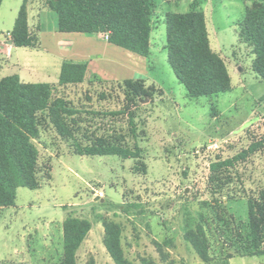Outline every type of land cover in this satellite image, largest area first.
Here are the masks:
<instances>
[{"label": "rangeland", "instance_id": "rangeland-1", "mask_svg": "<svg viewBox=\"0 0 264 264\" xmlns=\"http://www.w3.org/2000/svg\"><path fill=\"white\" fill-rule=\"evenodd\" d=\"M153 1L156 69L146 81L133 80L145 93L121 80L52 85L54 98L77 112L68 119L74 138H61L48 112L39 114L41 187L19 188L16 205L0 208V264H60L68 216L92 224L78 264H115L103 244L102 220L122 226L125 256L134 264L143 258L156 264H264V255L250 256L255 249L248 218V199L264 190V81L252 69L251 47L238 36L248 7L264 0ZM11 2L5 0L1 27ZM189 8L206 15L212 50L232 78L230 93L191 98L168 63L165 14ZM99 139L139 147L141 159L77 155V146ZM254 143L261 146L245 161L212 173V164ZM200 215L210 263L184 239L189 220Z\"/></svg>", "mask_w": 264, "mask_h": 264}, {"label": "trees", "instance_id": "trees-1", "mask_svg": "<svg viewBox=\"0 0 264 264\" xmlns=\"http://www.w3.org/2000/svg\"><path fill=\"white\" fill-rule=\"evenodd\" d=\"M3 1L0 0V9ZM28 2L24 0L11 34L12 44L18 48H38V39L30 32L28 24ZM47 5L56 13L61 33L104 34L116 47L145 58L151 55L153 0H48ZM165 24L168 63L189 97L198 99L231 92L228 67L211 47L206 15L198 11L167 13ZM238 36L242 44L251 47L255 56L252 69L264 81V4L255 3L247 9ZM87 70V64H63L59 85L83 84ZM124 85L134 92L145 93L133 80H126ZM126 96L130 97L129 93ZM43 112H48V121L61 138H74V121L68 119L77 112L65 99L54 98L52 85L25 83L19 76L0 80V208L16 205L19 188L38 190L41 187L38 178L40 154L35 140L40 136L38 117ZM260 146L254 143L234 158L212 164V173L233 168ZM77 155L140 160L141 150L99 139L87 147L77 146ZM248 218L255 249L250 256L264 255V190L248 199ZM101 222L105 230L103 244L111 259L115 264H134L125 256L122 226L114 221ZM91 230L90 221L67 217L63 224L64 254L60 264H78V252ZM184 239L202 262L212 261L202 215L198 221L189 220ZM141 264L156 263L143 258Z\"/></svg>", "mask_w": 264, "mask_h": 264}, {"label": "crops", "instance_id": "crops-1", "mask_svg": "<svg viewBox=\"0 0 264 264\" xmlns=\"http://www.w3.org/2000/svg\"><path fill=\"white\" fill-rule=\"evenodd\" d=\"M47 2L48 0H29L27 4L28 24L30 32L38 39V48H18L12 44L11 34L24 0H12L8 4L10 13L8 22L3 27L0 26V80L9 76H19L25 83L57 85L65 63L88 65L83 84L98 79L134 80L138 79L137 76L141 77L140 80L146 81L147 79L143 78L148 76L151 70L156 69L152 57L155 39L153 20L151 55L145 58L110 44L107 35L104 34L59 32L58 17L56 13V18L54 17ZM4 4L5 0L0 15ZM190 11L203 12L199 8H191Z\"/></svg>", "mask_w": 264, "mask_h": 264}, {"label": "water", "instance_id": "water-1", "mask_svg": "<svg viewBox=\"0 0 264 264\" xmlns=\"http://www.w3.org/2000/svg\"><path fill=\"white\" fill-rule=\"evenodd\" d=\"M102 201H104V200H102Z\"/></svg>", "mask_w": 264, "mask_h": 264}]
</instances>
